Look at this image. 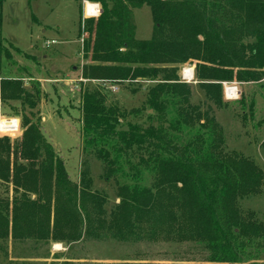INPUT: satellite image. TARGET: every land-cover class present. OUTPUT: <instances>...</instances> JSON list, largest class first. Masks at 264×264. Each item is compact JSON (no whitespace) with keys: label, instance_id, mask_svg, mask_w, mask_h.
Returning a JSON list of instances; mask_svg holds the SVG:
<instances>
[{"label":"trees","instance_id":"trees-1","mask_svg":"<svg viewBox=\"0 0 264 264\" xmlns=\"http://www.w3.org/2000/svg\"><path fill=\"white\" fill-rule=\"evenodd\" d=\"M3 2L0 60L10 58L1 36ZM94 2L102 8L99 18L81 21L90 63L80 78L95 86L81 93L87 160L77 183L32 112L40 87L0 80V103L20 105L15 117L22 129L17 140L0 138V264H28L11 259L10 247L18 244L145 239L197 242L211 264H243L254 243L264 242V222L252 212L243 215L239 204L263 193L264 172L226 151L213 107L225 106L222 83L264 80V0ZM143 7L153 23L149 40L135 34L133 11ZM191 61L202 104L192 102L191 87L178 76ZM136 80L156 82L147 90L143 123L128 119L137 110L108 104L100 87ZM89 157L104 180H114L117 203L109 211L107 195L93 188Z\"/></svg>","mask_w":264,"mask_h":264},{"label":"rangeland","instance_id":"rangeland-1","mask_svg":"<svg viewBox=\"0 0 264 264\" xmlns=\"http://www.w3.org/2000/svg\"><path fill=\"white\" fill-rule=\"evenodd\" d=\"M86 1L95 3L94 0ZM100 9L99 16L101 6ZM83 11V4L74 0H4L1 22V36L10 58L5 54L1 57L0 80H21L27 90L36 83L40 87V101L32 112L40 118L44 138L63 161L73 183L78 182L80 163L87 160L82 151L81 93L84 88L95 86V83L80 78L81 67L90 63V54L86 56L83 51L89 39L81 26L82 20H89ZM133 20L136 39L149 40L153 32L149 9L134 10ZM195 65L196 62L191 61L180 66L178 76L191 87L192 102L202 104L204 97L195 85ZM185 68L193 72L190 81L182 78ZM155 84L136 80L119 86L101 84L100 87L108 104H116L128 112L137 110L138 115L134 116V113L128 119L143 123L144 112L148 109L147 90ZM223 85L237 91L234 100H227L223 92L225 106L221 109L213 107V114L223 131L225 149L249 158L264 172V80L260 83L233 81ZM25 111L28 114V110ZM16 113L21 114L18 103L6 106L0 103V118L5 120V125L10 126L11 120H17L20 126L12 140L19 139L22 132L21 120L15 117ZM88 159L93 188L107 195L106 209L109 211L117 203L114 180H104L100 164L94 158ZM239 205L243 215L252 212L259 222H264V188L261 195L242 200ZM248 253L243 264H264V242L254 243ZM10 257L28 264H211L203 244L149 239L140 243L109 240L72 245L18 244L11 247Z\"/></svg>","mask_w":264,"mask_h":264},{"label":"built area","instance_id":"built-area-1","mask_svg":"<svg viewBox=\"0 0 264 264\" xmlns=\"http://www.w3.org/2000/svg\"><path fill=\"white\" fill-rule=\"evenodd\" d=\"M83 12H84V16L87 19L90 18H98L99 14L101 12L100 6L98 4L83 0ZM186 69V68H185ZM185 69H183L182 71V78L184 79V72L186 71ZM192 72V71H191ZM192 76H193V72H192ZM187 80V78H186ZM223 92L224 95L226 97L227 100H234L237 96V91L234 88H230V87H226V85H223ZM228 90L232 91V92H228ZM234 90V91H233ZM11 124L10 126H6L5 125V120L3 118H0V134H2V137H8L11 140L16 138V135L19 133V123L17 120H11ZM16 121L17 123L13 122ZM1 136V135H0ZM1 138V137H0Z\"/></svg>","mask_w":264,"mask_h":264},{"label":"bare ground","instance_id":"bare-ground-1","mask_svg":"<svg viewBox=\"0 0 264 264\" xmlns=\"http://www.w3.org/2000/svg\"><path fill=\"white\" fill-rule=\"evenodd\" d=\"M186 71L188 70V69H185ZM186 71L184 72V76L187 78V80L188 81H190V80H192V75L191 76H186L187 74H186Z\"/></svg>","mask_w":264,"mask_h":264},{"label":"crops","instance_id":"crops-1","mask_svg":"<svg viewBox=\"0 0 264 264\" xmlns=\"http://www.w3.org/2000/svg\"><path fill=\"white\" fill-rule=\"evenodd\" d=\"M81 75V74H80ZM73 182V181H72ZM55 245H61V243H53ZM63 245V244H62ZM11 248V247H10ZM11 250V249H10Z\"/></svg>","mask_w":264,"mask_h":264}]
</instances>
